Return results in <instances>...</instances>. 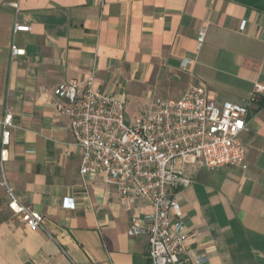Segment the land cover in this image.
<instances>
[{
	"label": "crops",
	"instance_id": "1",
	"mask_svg": "<svg viewBox=\"0 0 264 264\" xmlns=\"http://www.w3.org/2000/svg\"><path fill=\"white\" fill-rule=\"evenodd\" d=\"M12 2L0 0V142L6 111L13 125L0 181L43 216L44 230L27 229L0 186V264H148L146 238L127 230L152 207L121 201L101 175H80L53 89L95 70L129 125L193 86L244 105L264 86V0H16L18 13ZM15 20L30 31L13 34ZM241 140L244 168L174 163L188 181L173 195L193 260L264 264V98Z\"/></svg>",
	"mask_w": 264,
	"mask_h": 264
},
{
	"label": "built area",
	"instance_id": "2",
	"mask_svg": "<svg viewBox=\"0 0 264 264\" xmlns=\"http://www.w3.org/2000/svg\"><path fill=\"white\" fill-rule=\"evenodd\" d=\"M13 1L10 6L18 13ZM29 31L28 25L15 20L13 34ZM22 54L11 47L12 56ZM95 81V70H91L80 82L61 83L53 89L56 113L68 119L80 150V175H101L121 201H140L152 207L150 215L134 219L127 230L130 238H146L148 264H206L204 257L191 258L186 228L173 195L188 181L181 178L174 163H200L208 170L244 168L241 135L247 128L250 107L264 98V86L255 84L244 105L217 103L209 98L206 88L193 86L177 100L156 101L147 117L129 127L124 122L123 102L97 89ZM2 127L0 145L4 149L13 127L8 111ZM4 152H0L1 164ZM0 186L10 199L9 210L21 216L27 229L44 230L43 216L20 204L3 177Z\"/></svg>",
	"mask_w": 264,
	"mask_h": 264
},
{
	"label": "rangeland",
	"instance_id": "3",
	"mask_svg": "<svg viewBox=\"0 0 264 264\" xmlns=\"http://www.w3.org/2000/svg\"><path fill=\"white\" fill-rule=\"evenodd\" d=\"M126 117H127V116H126ZM126 117H125V119H124V120H125V121H124V122H125V125H127V126H129V127H133L134 125H129L128 121L126 120Z\"/></svg>",
	"mask_w": 264,
	"mask_h": 264
}]
</instances>
